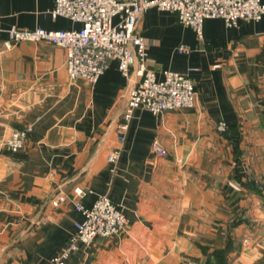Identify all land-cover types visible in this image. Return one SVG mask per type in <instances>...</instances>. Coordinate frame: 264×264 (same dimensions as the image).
I'll use <instances>...</instances> for the list:
<instances>
[{"label":"crops","instance_id":"1","mask_svg":"<svg viewBox=\"0 0 264 264\" xmlns=\"http://www.w3.org/2000/svg\"><path fill=\"white\" fill-rule=\"evenodd\" d=\"M52 6L0 0V141L31 125L21 149L0 145V264H47L66 245L82 219L75 187L84 207L105 195L129 224L77 245L65 264H264V16L232 26L204 18L198 37L173 12H142L145 65L158 79L185 74L195 101L160 114L135 109L120 140L127 79L116 61L88 83L69 79L65 53L51 43L1 51L12 25L80 27L51 17ZM59 191L67 198L56 204Z\"/></svg>","mask_w":264,"mask_h":264},{"label":"built area","instance_id":"2","mask_svg":"<svg viewBox=\"0 0 264 264\" xmlns=\"http://www.w3.org/2000/svg\"><path fill=\"white\" fill-rule=\"evenodd\" d=\"M173 12L182 25L191 27L201 36L204 18H222L229 26L239 21H257L264 16L262 0H53L51 17L62 16L79 22V28L48 30L41 27L27 28L12 25L2 42L1 51L10 50L21 42H48L61 47L65 53V68L70 80L81 78L94 83L112 61L127 79L123 93L125 99L119 139H124L129 121L137 108L153 114L192 107L195 92L190 79L183 73L163 70L158 79L154 71L145 65L146 41L136 31L139 16L149 7ZM116 19V21L114 20ZM186 45L177 51L187 52ZM219 122L217 131H225ZM31 125L13 130L0 141L9 151L21 149L26 142ZM153 151L164 156L166 151L155 141ZM118 151L107 154V162L114 164ZM84 191L75 187L70 199L82 219L76 221L75 230L66 245L47 264H65L77 245H89L95 238L108 239L120 235L129 224L124 211L107 196L97 197L90 207H84L79 198ZM67 195L55 194L53 202L65 201ZM211 264V263H201Z\"/></svg>","mask_w":264,"mask_h":264}]
</instances>
